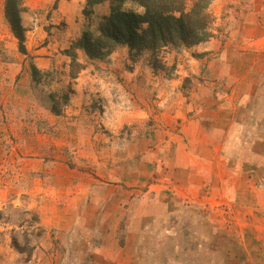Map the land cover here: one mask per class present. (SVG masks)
<instances>
[{"label":"rangeland","instance_id":"obj_1","mask_svg":"<svg viewBox=\"0 0 264 264\" xmlns=\"http://www.w3.org/2000/svg\"><path fill=\"white\" fill-rule=\"evenodd\" d=\"M21 1L27 54L0 0V264H264V0H209V39L154 57L77 46L108 2Z\"/></svg>","mask_w":264,"mask_h":264},{"label":"trees","instance_id":"obj_2","mask_svg":"<svg viewBox=\"0 0 264 264\" xmlns=\"http://www.w3.org/2000/svg\"><path fill=\"white\" fill-rule=\"evenodd\" d=\"M188 1L191 2L190 7ZM103 2L109 3L110 14L105 17L101 35L95 42L84 36L77 44L89 55L108 54L112 45L123 43L136 53L148 52L154 57L170 45L191 47L207 41L211 36L209 0H89L92 5ZM126 3L137 5L143 11H126ZM6 7L12 30L19 40L20 51L27 54L25 31L19 14L24 11L22 1L7 0ZM70 53L73 68L77 65L76 55ZM37 73L35 68V78H38ZM53 111L59 114L60 110L53 106Z\"/></svg>","mask_w":264,"mask_h":264},{"label":"crops","instance_id":"obj_3","mask_svg":"<svg viewBox=\"0 0 264 264\" xmlns=\"http://www.w3.org/2000/svg\"><path fill=\"white\" fill-rule=\"evenodd\" d=\"M208 163L211 164V162H205V163H203V168H202V169L207 168ZM188 169H191V165L188 166ZM202 169H201V172H200L199 170H197V172H199V173L201 174V173H202ZM208 169H209V168H208ZM209 170H211V169H209ZM204 172H205V173H204ZM202 174H204V175L207 177V175L210 174V172L203 171Z\"/></svg>","mask_w":264,"mask_h":264}]
</instances>
